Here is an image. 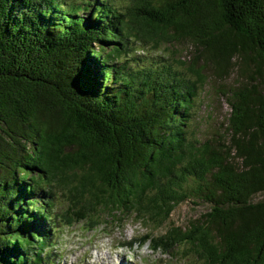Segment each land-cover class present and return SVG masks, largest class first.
<instances>
[{"label":"trees","instance_id":"1","mask_svg":"<svg viewBox=\"0 0 264 264\" xmlns=\"http://www.w3.org/2000/svg\"><path fill=\"white\" fill-rule=\"evenodd\" d=\"M113 1L0 0V264L50 260L59 221L126 218L129 247L264 264V0ZM139 41L193 52L129 67ZM208 71L239 78L199 136ZM184 201L207 210L154 234Z\"/></svg>","mask_w":264,"mask_h":264},{"label":"rangeland","instance_id":"2","mask_svg":"<svg viewBox=\"0 0 264 264\" xmlns=\"http://www.w3.org/2000/svg\"><path fill=\"white\" fill-rule=\"evenodd\" d=\"M113 2L118 6L125 5L128 0ZM151 44L150 41L133 44L136 52L130 54L126 64L137 68L169 62L172 58L186 60V56L193 52V48L186 43L174 46L175 52L168 44H161L159 47H152ZM185 71L189 73L188 70ZM207 75L208 79L200 89L195 104V117L192 123V132L199 136H208L213 127H218L223 115L228 111L225 100L219 93L220 85L225 83L226 86H231L239 78L237 71H232L226 79L221 80L215 79L210 71ZM263 196L264 194H258L255 199ZM62 202L60 199L59 205ZM205 210H207L205 204L195 205L190 201H184L173 209L166 222L155 228L153 233L162 234L172 226L184 228L190 219L196 218ZM110 220L107 219V225L102 223L95 228L87 227L85 221L73 222L70 225L59 221L55 231L56 238L52 246H47L45 249L47 254L50 253L51 259H47L48 261L42 264L50 262L51 264H129V262L131 264H199L195 260L173 257L169 252L151 251L146 245L138 244L136 240L132 247L120 246L131 238L136 239L145 229L134 218H126L121 222ZM129 256L133 259H129Z\"/></svg>","mask_w":264,"mask_h":264}]
</instances>
